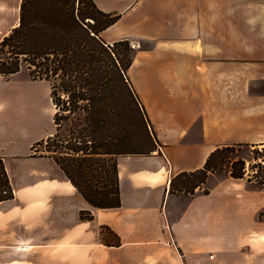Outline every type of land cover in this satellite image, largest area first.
<instances>
[{
	"label": "crops",
	"instance_id": "0c3cea01",
	"mask_svg": "<svg viewBox=\"0 0 264 264\" xmlns=\"http://www.w3.org/2000/svg\"><path fill=\"white\" fill-rule=\"evenodd\" d=\"M93 2L118 15L104 41L150 44L135 48L127 76L159 144L117 155L120 205L92 207L32 150L53 130L48 82L43 104L34 82L44 80L0 75V158L13 190L0 202V264H264V189L253 180L169 192L173 175L217 147L264 146V0ZM19 3L0 0V38Z\"/></svg>",
	"mask_w": 264,
	"mask_h": 264
},
{
	"label": "trees",
	"instance_id": "16d2710c",
	"mask_svg": "<svg viewBox=\"0 0 264 264\" xmlns=\"http://www.w3.org/2000/svg\"><path fill=\"white\" fill-rule=\"evenodd\" d=\"M117 18L93 0H20L17 24L0 38L2 77L24 69L30 80L49 83L53 130L32 150L46 143L47 155L96 208L120 205L115 157L151 154L159 144L127 76L135 47L128 39L107 43L99 34ZM234 146L241 145L217 147L201 168L173 175L169 192L193 194L218 164L215 156ZM242 170L229 176L244 178ZM12 197L0 158V202Z\"/></svg>",
	"mask_w": 264,
	"mask_h": 264
},
{
	"label": "rangeland",
	"instance_id": "374dc122",
	"mask_svg": "<svg viewBox=\"0 0 264 264\" xmlns=\"http://www.w3.org/2000/svg\"><path fill=\"white\" fill-rule=\"evenodd\" d=\"M252 42L256 43V37H252ZM260 42V41H259ZM134 47L137 48L140 44L146 45L144 42H135L133 43ZM262 59L264 60V54H262ZM15 79H19L22 81H28L30 83L26 75L24 69H22L19 74L15 77ZM34 82V81H33ZM25 83V82H24ZM34 83H40L35 85V89L40 94L42 98L43 104H45V97H44V85L47 84L46 81H35ZM25 85H29L25 83ZM49 88V83L47 84ZM43 124L47 126V119L44 118ZM46 143L41 145L35 146L34 152L35 154H48ZM215 163L218 164L215 166V169L212 172L208 173L205 183L201 184L200 187L195 189V192H201L203 190H207L208 181L210 177H218L223 175H230L231 171L237 170L238 172L241 171L243 167V176L247 180H253L257 185L262 188V185L259 183L264 181V146H234L231 148H227L222 150L221 154L215 156ZM218 158H222V163L219 164ZM255 166H258L255 168ZM196 177V176H195Z\"/></svg>",
	"mask_w": 264,
	"mask_h": 264
}]
</instances>
